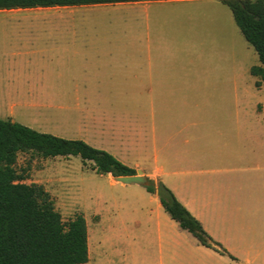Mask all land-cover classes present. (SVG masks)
Instances as JSON below:
<instances>
[{
  "label": "crops",
  "instance_id": "0c3cea01",
  "mask_svg": "<svg viewBox=\"0 0 264 264\" xmlns=\"http://www.w3.org/2000/svg\"><path fill=\"white\" fill-rule=\"evenodd\" d=\"M194 1L0 11L13 32L1 54L0 119L48 126L30 128L82 140L161 183L227 252L199 245L156 195L129 185L114 264H264V83L253 77L251 101L226 102L219 93L235 88L232 69L200 59L186 67L184 46L163 38L159 20ZM78 128L112 146L71 136Z\"/></svg>",
  "mask_w": 264,
  "mask_h": 264
},
{
  "label": "trees",
  "instance_id": "16d2710c",
  "mask_svg": "<svg viewBox=\"0 0 264 264\" xmlns=\"http://www.w3.org/2000/svg\"><path fill=\"white\" fill-rule=\"evenodd\" d=\"M144 1L161 0H0V11ZM218 1L230 11L243 39L257 55L259 66L251 67L249 73L257 79L255 87L259 88L264 83V0ZM19 153H34L43 158L78 157L83 166L91 163L92 170L100 176H135L136 172L82 140L62 139L0 119V264L88 263L83 215L63 222L43 187L22 183L23 177L14 168ZM144 189L159 198L164 212L199 245L227 255L169 189L148 179Z\"/></svg>",
  "mask_w": 264,
  "mask_h": 264
},
{
  "label": "rangeland",
  "instance_id": "374dc122",
  "mask_svg": "<svg viewBox=\"0 0 264 264\" xmlns=\"http://www.w3.org/2000/svg\"><path fill=\"white\" fill-rule=\"evenodd\" d=\"M8 21L3 14L0 15V65L3 42L13 35ZM159 21L163 27V38L176 40L184 46L178 55L185 61L186 67H194L193 64H199L200 59L203 68L220 67L234 71L235 88L219 93L225 95L226 102H233L236 97L243 102L251 101L248 97L252 91L247 85H251V80L255 78L249 70L259 66L258 58L240 34L230 11L220 1L177 4L163 10ZM214 96L208 93L207 100L215 101ZM26 127L50 130L48 126ZM71 133V136H85L87 142L95 146H112V139L107 140V134L100 137L94 132L83 133L81 128ZM91 166V163L83 166L78 157L43 158L34 153H19L14 168L23 177L22 183L43 187L63 222L75 215H83L89 251L86 264H114L112 248L114 219L119 212L117 207L132 196L125 189L128 186L111 183V177L97 175ZM127 227L130 231L135 226L128 223Z\"/></svg>",
  "mask_w": 264,
  "mask_h": 264
},
{
  "label": "water",
  "instance_id": "95a60500",
  "mask_svg": "<svg viewBox=\"0 0 264 264\" xmlns=\"http://www.w3.org/2000/svg\"><path fill=\"white\" fill-rule=\"evenodd\" d=\"M114 182L120 183L125 186L129 185H137L140 187H145L147 185V179L144 177L142 173H137L135 176H123L113 178Z\"/></svg>",
  "mask_w": 264,
  "mask_h": 264
},
{
  "label": "bare ground",
  "instance_id": "6f19581e",
  "mask_svg": "<svg viewBox=\"0 0 264 264\" xmlns=\"http://www.w3.org/2000/svg\"><path fill=\"white\" fill-rule=\"evenodd\" d=\"M113 180V179H112Z\"/></svg>",
  "mask_w": 264,
  "mask_h": 264
}]
</instances>
